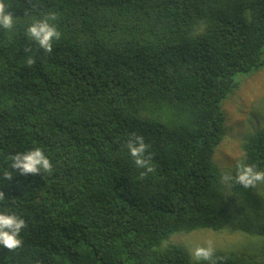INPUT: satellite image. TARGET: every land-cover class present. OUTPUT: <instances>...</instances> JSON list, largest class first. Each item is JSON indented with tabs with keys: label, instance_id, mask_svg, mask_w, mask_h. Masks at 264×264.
<instances>
[{
	"label": "trees",
	"instance_id": "trees-1",
	"mask_svg": "<svg viewBox=\"0 0 264 264\" xmlns=\"http://www.w3.org/2000/svg\"><path fill=\"white\" fill-rule=\"evenodd\" d=\"M3 2L0 213L27 227L0 264H264V183L234 179L241 163L264 171V128L243 140L229 191L215 158L224 102L264 68V0ZM50 13L61 35L45 53L27 28ZM133 136L151 173L126 148ZM35 148L51 171L8 169ZM201 230L261 242L197 261L174 239Z\"/></svg>",
	"mask_w": 264,
	"mask_h": 264
},
{
	"label": "clouds",
	"instance_id": "clouds-1",
	"mask_svg": "<svg viewBox=\"0 0 264 264\" xmlns=\"http://www.w3.org/2000/svg\"><path fill=\"white\" fill-rule=\"evenodd\" d=\"M56 19L55 13H50L27 28L28 37L43 48L45 53H51L53 41L60 39V32L53 23H50V21H55ZM13 25L14 17L12 13L6 9L3 0H0V29L11 30ZM24 50L25 52L31 51L28 47ZM27 62L31 65L34 63V60L29 58ZM126 148L133 158L135 165L138 168L146 169L141 175H146L154 170L149 165V158L145 155L148 145L145 143L143 136H133L126 144ZM7 159L10 161L8 169H18L20 175H34L40 173L42 170L43 172H49L52 169L49 158L39 148L10 155ZM8 169L3 172V177L10 181L13 173ZM232 179L233 177L229 175L222 177V181L225 183ZM234 179L236 183L244 188H253L258 183H264V171H258L251 165L241 163L237 165V173ZM4 199V193L0 192V201ZM26 227V221L16 214L0 213V246L10 251H15L21 247L22 240L19 237L21 230ZM191 254L197 261H209L214 255V248L209 243L208 247H196Z\"/></svg>",
	"mask_w": 264,
	"mask_h": 264
},
{
	"label": "rangeland",
	"instance_id": "rangeland-1",
	"mask_svg": "<svg viewBox=\"0 0 264 264\" xmlns=\"http://www.w3.org/2000/svg\"><path fill=\"white\" fill-rule=\"evenodd\" d=\"M242 79L240 89L232 94L223 104L227 117L226 137L216 150V161L221 165L225 175H230L231 167L242 157V143L248 134L264 128V68L252 76ZM257 112V114H255ZM223 191H229V181H222ZM179 236L174 241L181 243L190 253L196 247L224 248L236 242L252 241L260 244V240L249 238L241 233L234 235L218 233L212 230L195 231ZM177 236V235H176ZM252 239V240H250ZM192 255V254H191Z\"/></svg>",
	"mask_w": 264,
	"mask_h": 264
}]
</instances>
